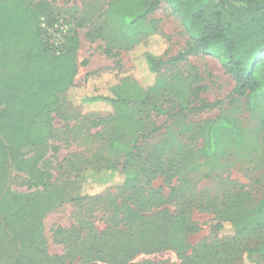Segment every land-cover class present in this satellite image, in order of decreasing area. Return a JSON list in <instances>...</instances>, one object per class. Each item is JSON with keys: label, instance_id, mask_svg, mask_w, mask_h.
Wrapping results in <instances>:
<instances>
[{"label": "rangeland", "instance_id": "rangeland-1", "mask_svg": "<svg viewBox=\"0 0 264 264\" xmlns=\"http://www.w3.org/2000/svg\"><path fill=\"white\" fill-rule=\"evenodd\" d=\"M19 1L34 32L38 33L39 19L47 14L71 24L62 59L71 69L74 86L96 95L115 91L147 94L143 101L131 99L129 103L144 136L154 133L138 143L137 165L147 168L145 161L153 151L149 146L157 142L155 138L169 133L171 137L157 163L164 175H143L135 188L93 198L108 188L84 185V173L105 161L120 164L122 157L111 153L107 141L118 135L127 142L133 135L132 125L115 127L109 106L79 108L63 101L62 90L49 94L42 110H33L32 118L35 126L49 128V135L36 146L12 151L1 167L0 264H15L18 257L20 264H119L126 256H133L132 263L183 264L192 256V264H235L244 248L264 246L262 227L228 238L233 230L230 219L237 214L244 219L242 213L251 212L264 196L262 144L254 150L258 138L253 133L247 138V149L238 147L205 162L198 155L201 138L195 134L197 126L220 114L241 127L253 128L257 120L245 111L246 98L232 95L234 81L209 55H190L174 66L166 64L155 75L146 66V53L168 62L189 47V39L171 9L162 2L144 22L145 35L137 37L121 33L116 16L110 13L112 8L136 9L130 0ZM133 38L141 43L131 44ZM27 61L32 60L23 49L3 47L0 74L14 76L17 70L10 72L9 67L19 68ZM212 102L221 103L220 108L198 110L203 103ZM260 112H264V98L258 103L256 117ZM184 153L186 159L180 166L178 160ZM173 160L177 166L175 169L171 163L172 170L178 174L170 176ZM211 168L214 172L207 177ZM60 194L63 202L37 218L16 213L17 206L24 207V199L36 197L38 204H44L49 195ZM70 196L72 199H67ZM140 202L150 210L139 213L141 218L128 229L123 215ZM179 210H184L195 227V232L185 237L184 251L177 254L171 248L154 247L153 241L162 236L159 226L177 216ZM225 213L229 220L223 222L225 230L213 236L215 221L223 220ZM129 234L133 235L130 242ZM24 240L32 244L22 245ZM202 243L210 249L195 251Z\"/></svg>", "mask_w": 264, "mask_h": 264}, {"label": "trees", "instance_id": "trees-1", "mask_svg": "<svg viewBox=\"0 0 264 264\" xmlns=\"http://www.w3.org/2000/svg\"><path fill=\"white\" fill-rule=\"evenodd\" d=\"M130 1L136 9L125 10L122 7L110 9V13L116 16L117 27L121 33L127 36L129 34L137 37L144 36L146 33L144 22L163 2L179 20L189 39L187 50L168 62L161 61L153 54H144L146 66L151 74H157L166 64L174 66L190 55H209L220 63L234 81L232 95H235L237 99L246 98L245 111L257 120V124L250 130L241 127L226 114H220L214 119L205 121L195 129V134L201 138L198 155L205 162H211L238 147L247 149L250 146L247 138L253 133L258 138L253 145L254 150H258L261 144L264 148V112H260L261 114L256 117L258 103L264 98V0ZM116 2L123 3L124 0H116ZM27 15L19 0H0V52H3V47L19 51L23 49L25 56L32 60L21 64L19 68L9 67L10 72L17 70L14 76L7 78L0 74V172L6 158L12 155V151L36 146L45 141L50 132L49 128L35 126L32 119L33 110H42L46 97L55 91L62 90L63 101L70 106L81 108L106 105L112 109L109 115L112 116L111 121L115 127L126 129L127 126L132 125L133 135L127 142L120 140L118 135L107 141V147L111 153L121 156L122 162L117 164L105 161L84 173L82 178L84 185L88 183L106 185L104 187L108 188L91 197L100 199L112 190L135 188L143 175L153 176L158 173L164 175L165 172L159 170L157 163L165 155L170 133L164 138H155L157 142L149 146L153 148V151L149 159L145 161L147 168L137 165L139 159L135 149L138 143L154 133L149 132V135L144 136L141 124L136 120L129 103L131 99L143 101L147 94L138 92L134 96L132 93L115 91L108 95H96L87 88L74 86L70 81L71 69L62 59L66 45L60 55H55L40 32L39 24L38 33L30 29ZM45 17L53 19L55 15L47 14ZM27 40L28 43L25 45ZM132 43L139 44L141 40L133 38ZM28 63H31L33 67L27 68ZM220 105L219 102L203 103L198 110L220 108ZM185 154L187 153L178 160L180 166L184 164ZM173 162L175 169L177 166L176 161L170 162L168 170L170 176L178 174L176 170H172ZM212 172L214 168H211L206 176L209 177L213 174ZM53 197L49 195L44 204H38L36 197L24 199V207L17 206L16 213L29 216L28 219L31 220L37 218L47 213L57 203L63 202L61 194L53 195ZM67 199L71 200L72 197ZM159 199L162 198L159 197ZM165 201L163 200L162 203ZM145 205L144 202H140L135 208L125 211L122 220L128 229L132 230L134 227L129 225L134 224L137 218H141L139 213L150 210V207ZM176 215L159 226L162 236L153 241V246L161 249L171 248L180 254L184 251L185 237L195 232V227L184 210L176 211ZM242 216L244 219L239 218L240 214L230 219L233 230L230 231L228 238L241 237L250 229L255 231L261 227L264 228V196L251 212L242 213ZM222 219L215 221L212 228L213 236L225 230L226 224L223 222L229 221L227 213ZM152 225L149 226L152 227ZM132 237V234L128 235V242ZM21 243L22 245L32 244L28 240ZM204 249H210L209 245L202 243L199 250L195 251L202 253ZM132 257L122 258L119 264H153L151 262L132 263L130 262ZM20 262L18 257L15 264ZM193 262L194 258L191 256L183 264ZM235 264H264V246L255 244L244 248L235 260Z\"/></svg>", "mask_w": 264, "mask_h": 264}, {"label": "built area", "instance_id": "built-area-1", "mask_svg": "<svg viewBox=\"0 0 264 264\" xmlns=\"http://www.w3.org/2000/svg\"><path fill=\"white\" fill-rule=\"evenodd\" d=\"M39 29L48 46L56 55H59L71 34L72 26L63 18L50 19L42 16L39 19Z\"/></svg>", "mask_w": 264, "mask_h": 264}]
</instances>
